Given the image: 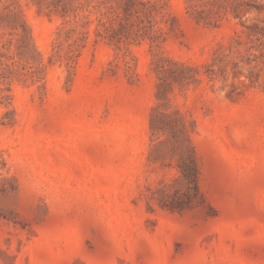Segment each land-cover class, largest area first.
Segmentation results:
<instances>
[{"label":"rangeland","instance_id":"1","mask_svg":"<svg viewBox=\"0 0 264 264\" xmlns=\"http://www.w3.org/2000/svg\"><path fill=\"white\" fill-rule=\"evenodd\" d=\"M0 264H264V0H0Z\"/></svg>","mask_w":264,"mask_h":264},{"label":"trees","instance_id":"2","mask_svg":"<svg viewBox=\"0 0 264 264\" xmlns=\"http://www.w3.org/2000/svg\"><path fill=\"white\" fill-rule=\"evenodd\" d=\"M184 176H185V179L187 180L188 184L192 186L194 191H196L197 184H196V175H195L194 169H192V171L189 174L184 175Z\"/></svg>","mask_w":264,"mask_h":264}]
</instances>
